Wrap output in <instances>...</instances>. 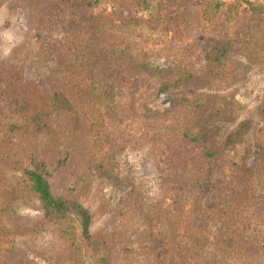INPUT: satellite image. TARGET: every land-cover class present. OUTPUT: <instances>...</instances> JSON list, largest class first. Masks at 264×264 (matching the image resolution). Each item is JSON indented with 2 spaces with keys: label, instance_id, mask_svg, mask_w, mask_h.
<instances>
[{
  "label": "rangeland",
  "instance_id": "obj_1",
  "mask_svg": "<svg viewBox=\"0 0 264 264\" xmlns=\"http://www.w3.org/2000/svg\"><path fill=\"white\" fill-rule=\"evenodd\" d=\"M92 1L0 0V180L44 162L108 264H264V0ZM181 71L171 108L158 92ZM192 101L215 145L245 123L213 157L183 135ZM33 199L2 264H73Z\"/></svg>",
  "mask_w": 264,
  "mask_h": 264
},
{
  "label": "trees",
  "instance_id": "obj_2",
  "mask_svg": "<svg viewBox=\"0 0 264 264\" xmlns=\"http://www.w3.org/2000/svg\"><path fill=\"white\" fill-rule=\"evenodd\" d=\"M99 1L93 0L92 3H98ZM88 54L91 55V51L76 55L75 61H72L73 70L78 65H82L83 62L87 61L86 56ZM220 54H223V51L218 53L215 58L222 60ZM184 73L186 71H181L182 77L178 80V86L175 85V81L166 80L159 89L158 93L164 97L163 100L171 108H174V105H178L180 100H182L180 95L183 92L180 93L179 91L181 89L184 90L183 84L186 78ZM259 81L258 78L252 79L254 84ZM92 82L97 83L94 85L95 94H103L105 101L114 100L116 93L115 85L112 81H104L102 85H99L102 81L97 79H92ZM256 90L255 92H257ZM190 104L194 106L196 114L193 115L191 121L186 122L185 127H183V135L191 141L201 142L203 154L207 157L215 156L218 150L224 147L228 141H231L232 136L238 134L242 130V126L245 125V123H242L240 127H237L229 135L220 137L217 139V145H215L214 142H210V138L208 137L209 128L206 129L194 122L198 115L196 112L198 105L193 101ZM262 111L264 113V105ZM103 123V119H97L93 123V125L99 126L95 130L97 137L101 134L100 129L105 128V124ZM215 146H217V149L214 148ZM22 172V183H12L5 178L0 180V241H5V245L8 246L9 243L13 241L15 243L18 240L16 237L21 238L25 234H29L24 229L17 228L19 225L17 220L19 213L16 205L28 201L30 197H34L32 203H38L45 217V220L39 225L41 227L35 229L37 233L42 228L50 229L52 235L69 249L70 256L74 261L73 264H108V252L92 239L90 232L91 215L88 209L75 200H68L52 195L44 162L32 159L30 165L24 167ZM120 183L121 181L118 179H116L115 183L112 182L114 185ZM245 247V245L243 247L237 245L235 246L236 250L231 247L229 248H231L232 254L236 255L240 254L241 252L239 251H242ZM4 251L5 248L0 245V264L3 263L5 257Z\"/></svg>",
  "mask_w": 264,
  "mask_h": 264
}]
</instances>
